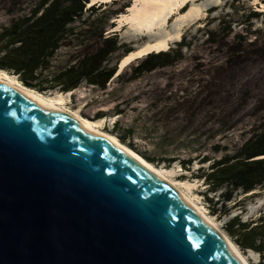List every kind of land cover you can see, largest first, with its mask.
Returning a JSON list of instances; mask_svg holds the SVG:
<instances>
[{
  "label": "rangeland",
  "instance_id": "374dc122",
  "mask_svg": "<svg viewBox=\"0 0 264 264\" xmlns=\"http://www.w3.org/2000/svg\"><path fill=\"white\" fill-rule=\"evenodd\" d=\"M132 1L112 0L93 10L87 4L88 11L71 25L77 37L70 47L56 54L44 77L66 69L84 51L97 46L101 35H117L119 51L104 66L118 69L126 53L144 43L127 42L122 32L111 30ZM37 2L0 0V31L12 20L28 15ZM188 6L180 13L189 11ZM122 7L121 13L117 12ZM262 11L264 0H221L207 10L202 21L185 28L179 42L169 46L166 52H179V62L134 80L132 70L139 62L135 61L118 76L117 71L105 90L82 83L68 106L92 120L104 119L105 131L118 137L124 146L150 158L157 167L176 172L174 179L194 185L191 190L196 201L225 233L235 217L248 224L259 219L264 223V187L249 194L229 186L211 192L203 177L211 173L215 160L233 155L264 123ZM111 12L114 16L107 15ZM56 93L61 92L53 89L43 94ZM204 160L210 162L202 164ZM225 195H230L231 201L226 202ZM238 250L250 264H264L258 253Z\"/></svg>",
  "mask_w": 264,
  "mask_h": 264
},
{
  "label": "water",
  "instance_id": "95a60500",
  "mask_svg": "<svg viewBox=\"0 0 264 264\" xmlns=\"http://www.w3.org/2000/svg\"><path fill=\"white\" fill-rule=\"evenodd\" d=\"M0 264H242L171 186L0 86Z\"/></svg>",
  "mask_w": 264,
  "mask_h": 264
},
{
  "label": "trees",
  "instance_id": "16d2710c",
  "mask_svg": "<svg viewBox=\"0 0 264 264\" xmlns=\"http://www.w3.org/2000/svg\"><path fill=\"white\" fill-rule=\"evenodd\" d=\"M89 3L90 0H38L28 15L12 20L9 27L0 31V70L15 75L25 87L40 93L59 89L61 93L73 94L84 82L105 90L118 71L117 66H104L112 55L119 51L115 39L117 35L114 38L101 35L97 46L84 51L66 69L44 77L45 73L50 71L56 54L61 49L70 47L73 39L77 37L71 25L84 16ZM102 7L103 5H100L99 8ZM123 7L117 12L121 13ZM110 14L114 16V12L107 13L109 16ZM111 30H114V27ZM128 53L130 51L126 54ZM181 59L179 52L150 54L137 60L139 62L132 70V77L135 80L158 68L173 66ZM197 66L200 67L201 64L198 63ZM142 158L152 163L150 158ZM209 162L210 160H204L202 164ZM182 166L189 168L185 163ZM210 171V174H204L203 177L209 183L211 192H216L224 186L242 190L245 194L263 188L264 123L253 131L233 155L226 154L215 160ZM223 198L226 202L231 201L230 195ZM262 229L264 230L262 219L257 223L248 224L235 217L228 222L226 232L241 249L256 252L264 260V231L259 232Z\"/></svg>",
  "mask_w": 264,
  "mask_h": 264
},
{
  "label": "bare ground",
  "instance_id": "6f19581e",
  "mask_svg": "<svg viewBox=\"0 0 264 264\" xmlns=\"http://www.w3.org/2000/svg\"><path fill=\"white\" fill-rule=\"evenodd\" d=\"M111 1L90 0L88 6L93 7ZM220 2L221 0H134L132 5L127 9L128 11L116 20L118 25L115 26L114 32H122L123 38L127 39V42L129 40L130 43H138L140 41H144V43L140 46L136 45L134 51L126 54L120 60L117 76L126 67L140 58H145L154 53L166 52L171 44H175L181 40L185 28L198 24L206 17L205 13L207 10L210 7L219 5ZM188 4L187 10L190 7L189 11L183 14L180 13ZM173 16L175 17L169 21ZM173 20L175 22L171 24ZM125 26H128V28L122 30ZM0 86L59 116L82 124L101 141L137 160L153 178L174 188L184 198L190 210L202 217L210 225L221 242L233 252L242 264H250L245 256L239 252V247L227 237V232L225 233L221 230L217 220H214L212 216H208L206 211L198 204L196 196L195 194L193 195L191 190L194 185L174 179L176 172L174 173L168 170V168L157 167L124 146L118 137L105 131L104 119L91 120L82 116L78 111L69 109L68 106L72 93L43 94L25 87L15 75L3 70H0Z\"/></svg>",
  "mask_w": 264,
  "mask_h": 264
},
{
  "label": "clouds",
  "instance_id": "9594fccd",
  "mask_svg": "<svg viewBox=\"0 0 264 264\" xmlns=\"http://www.w3.org/2000/svg\"><path fill=\"white\" fill-rule=\"evenodd\" d=\"M209 216V214H207Z\"/></svg>",
  "mask_w": 264,
  "mask_h": 264
}]
</instances>
